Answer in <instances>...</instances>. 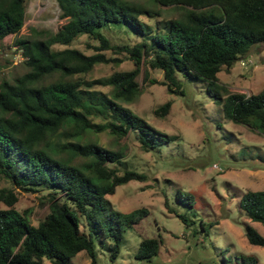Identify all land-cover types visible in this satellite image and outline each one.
Masks as SVG:
<instances>
[{"label":"trees","instance_id":"1","mask_svg":"<svg viewBox=\"0 0 264 264\" xmlns=\"http://www.w3.org/2000/svg\"><path fill=\"white\" fill-rule=\"evenodd\" d=\"M64 19L55 31L30 28L18 36L26 71L0 81V264H69L83 250L89 264H97L94 238L113 261L120 253L127 227L148 214L144 207L116 209L106 197L117 186L146 176L126 166L121 147L101 144L95 135L107 131L114 140L133 132L144 150H159L175 136L153 127L125 104L141 93L140 67L162 71L160 82L169 93L185 95L184 81L203 82L206 94L220 105L225 118L264 133V88L246 95L231 92L217 73L228 71L264 44V0H56ZM161 5L177 16L160 18ZM26 0H0V41L17 35L25 21ZM142 17L156 19L149 24ZM102 29L123 31L132 43H111ZM94 51L56 48L79 36ZM133 62L128 70L88 78L95 65H119V56ZM96 86H110L109 93ZM171 101L153 114L164 116ZM80 158L79 162L75 159ZM42 192L47 212L33 224L26 210L14 204L17 191ZM185 194V193H184ZM182 194L178 192L177 197ZM189 205L193 195L186 193ZM250 221L264 226V189L246 190L238 201ZM184 222L185 215L177 214ZM203 236L206 223L201 222ZM250 244L264 247V236L244 224ZM163 244L158 236L143 237L134 254L149 260ZM242 264H256L254 255H240Z\"/></svg>","mask_w":264,"mask_h":264},{"label":"rangeland","instance_id":"2","mask_svg":"<svg viewBox=\"0 0 264 264\" xmlns=\"http://www.w3.org/2000/svg\"><path fill=\"white\" fill-rule=\"evenodd\" d=\"M25 21L17 35H8L0 41V81L11 80L26 71L14 39L26 36L30 28L55 31L64 22L56 0H26ZM162 11L160 18L177 16L174 8L156 5ZM149 24L156 19L142 17ZM111 43H132V37L123 31L102 29ZM95 44L86 35L79 36L70 45L90 54ZM107 56H119V65H95L86 77L100 78L115 70H128L133 62L121 54L105 51ZM241 60L245 64H241ZM220 82L231 92L246 95L264 88V44L252 46L247 56L237 60L228 70L217 73ZM162 71L141 66L137 81L141 93L125 104L153 127L175 137L159 150H144L133 132L114 140L107 131L95 135L101 144L110 148L121 147L126 166L143 173V181L131 180L116 187L106 197L121 212L144 207L148 214L136 224L127 227L120 253L113 261L106 248L108 240L100 245L94 238L97 264H242L240 255H254L256 264H264V247L250 244L244 234L249 222L264 236V226L250 221L240 211L238 201L246 190L264 189V133L224 117L221 106L206 94L203 82L184 81L185 95L169 93L160 82ZM109 93L110 86H96ZM170 100L164 116L153 110ZM81 159L76 158L79 162ZM10 184L0 178V188ZM178 192L182 195L177 197ZM14 204L19 211L26 210L33 224L47 212L42 203V192L18 190ZM185 193V194H184ZM186 193L193 195L189 205ZM0 208H6L0 201ZM177 214L185 215L184 222ZM206 223L203 236L200 223ZM163 244L157 255L149 260L134 257L143 237L158 236ZM45 264H53L44 258ZM85 251L73 256L69 264H89Z\"/></svg>","mask_w":264,"mask_h":264},{"label":"built area","instance_id":"3","mask_svg":"<svg viewBox=\"0 0 264 264\" xmlns=\"http://www.w3.org/2000/svg\"><path fill=\"white\" fill-rule=\"evenodd\" d=\"M18 51H19L20 56H22L20 53L21 50H18ZM22 59H23V56H22ZM241 64L243 65V64H245V62L241 60Z\"/></svg>","mask_w":264,"mask_h":264}]
</instances>
